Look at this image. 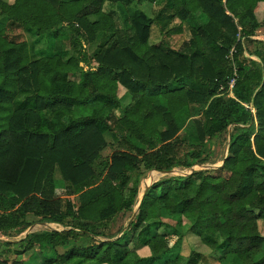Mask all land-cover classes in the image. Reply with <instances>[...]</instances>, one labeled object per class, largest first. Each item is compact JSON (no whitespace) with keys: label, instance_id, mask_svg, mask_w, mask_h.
<instances>
[{"label":"trees","instance_id":"16d2710c","mask_svg":"<svg viewBox=\"0 0 264 264\" xmlns=\"http://www.w3.org/2000/svg\"><path fill=\"white\" fill-rule=\"evenodd\" d=\"M135 2L0 0L7 20L0 28V114L9 110L0 127V233L20 235L43 223L65 228L0 240V264H24L18 258L31 251L45 264L215 260L194 251L169 259L172 238L189 235L228 264H264V40H254L264 29L255 17L264 0H175L161 31L180 35L188 24L191 39L179 50L165 40L151 44L157 19L130 14ZM202 16L207 22L199 25ZM175 17L182 24L167 30ZM63 27L77 48L68 58L52 50L32 60L16 34L32 30L55 45ZM99 32L113 40L89 59L81 34L92 44ZM244 42L257 44L249 56ZM87 62L95 67L86 70ZM119 84L131 98L125 108ZM194 108L202 111L198 121ZM110 131L122 150L99 179L93 164L110 145L107 134L115 137ZM228 134L221 167L154 183L128 229L106 240L115 218L136 207L140 165L166 173L210 164L215 140ZM57 171L78 207L58 196ZM142 247L149 257L137 253Z\"/></svg>","mask_w":264,"mask_h":264},{"label":"rangeland","instance_id":"374dc122","mask_svg":"<svg viewBox=\"0 0 264 264\" xmlns=\"http://www.w3.org/2000/svg\"><path fill=\"white\" fill-rule=\"evenodd\" d=\"M175 0H158L156 2H150L148 0H136V3L132 4L129 7V10L127 8V11L131 14L132 12L139 10L144 11L146 14H148L150 17L157 19L155 23L152 26V34H151V44H158L162 40H165L169 42V45L175 49L179 50L184 42H187L191 39V33L188 27L187 23H183V33L180 35H174L172 37H168L167 34L163 33L161 31L164 24L168 21V18H170L172 15H175L176 8L174 6ZM112 9L109 5L106 6V10ZM201 16V11L198 12L197 17ZM255 17L258 22H262L264 20V13L263 12H256ZM197 22L199 25H204L207 22V19L205 16H202L200 19L197 18ZM182 24L179 17L173 18V20L168 24L167 30L178 27ZM7 25V20L5 18H0V28H4ZM61 35H64L65 37L57 41L55 45H53V42L49 39L47 35L44 36H36V34L32 30H28V32L23 31H17L16 34L21 35L22 41H27L29 43V49L32 53V60H36L41 54L49 53L50 51L57 50L60 52V55L63 56V58H68L71 55H73L77 48H75L71 43V31L63 27L60 31ZM101 33V32H100ZM40 40V43H36V41ZM81 43L83 45L84 51L87 53L88 58L92 59L99 50L102 48L104 49L105 45L107 44L108 37L105 33H101L98 35V38L95 43H88L86 35L84 33L81 34ZM254 40L256 41H262L264 40V29H259L256 32V36L254 37ZM245 46L248 50L247 55L249 56L250 53L254 52L256 49V45L253 43L244 42ZM59 47L61 49H59ZM53 48V49H52ZM86 70L90 68H94L92 63L87 62L85 65ZM118 96L120 97L119 101H121L123 107H127L128 104L131 101V98L128 94V91L126 88H124L122 85L119 84L118 88ZM9 113V110L4 109V111L0 114V127L4 125V118ZM201 109L194 108L193 116L196 117V120L198 121L201 119ZM72 117L64 118L62 123L69 124L72 121ZM195 128V127H194ZM187 131H190V126H188ZM112 134L115 131H110ZM233 132V127L229 128V134ZM115 137H110V135L107 134V141L109 142V147L106 148L100 158L93 164V168L98 176L99 179H102L107 171V167L110 164V158L112 154L116 151L122 150L118 146V132H115ZM228 135H225L221 137L218 140H215V146H214V152H213V158L212 163L206 164L204 166L200 167H194L193 169H173L171 173L165 174L160 172H149L144 169L143 165H140V171L144 173V176L141 180V186H140V193L139 197L136 200V207L133 210V212L125 213L118 215V217L115 218L113 221L110 229L105 232L107 235L106 240H111L110 238H119L122 236L123 232L128 229L130 222H132L135 218V216L138 214V204L140 200L142 199L143 193L145 189L148 186L153 185L154 183L164 180L171 177H178V176H187L190 175L193 171H200V170H214L223 164V160L228 155V147L230 144V137ZM208 166V167H206ZM56 182H57V189H58V196L63 199H71L73 203L78 207L80 204L78 197H68L67 195V187L64 183L62 176L59 171L56 172L55 176ZM160 194V192H157ZM259 231L260 234L264 237V220H260L258 222ZM33 229V232H44V231H52V230H65L62 226H56L53 224L43 223V224H37L31 227ZM28 233V230L24 232L23 234H18V232H12L9 234H3L0 233V240L1 241H12L17 242L23 239L26 234ZM171 249L170 253L168 255L169 259H174L177 256H189L192 251L196 253H200L204 256H215V260L208 262V264H228L229 259H222L221 256H218V253H213V251L208 248L207 246L203 245L200 241V239L194 235H189L187 237H174L171 240ZM59 253H63L64 250L58 249ZM137 253L144 258H147L150 256V250L146 247H142L139 250H137ZM18 260L23 261L24 264H45L44 260L41 258V256L38 255L36 251H31L23 256L19 257ZM202 264H207L203 262Z\"/></svg>","mask_w":264,"mask_h":264},{"label":"crops","instance_id":"0c3cea01","mask_svg":"<svg viewBox=\"0 0 264 264\" xmlns=\"http://www.w3.org/2000/svg\"><path fill=\"white\" fill-rule=\"evenodd\" d=\"M9 2H10V3H13L14 0H9ZM135 3H136V2H135ZM128 10H129V7H128ZM24 32H25V31H24ZM101 33H103V32H101ZM101 33L99 32V33L97 34V38H98V35L101 34ZM60 34H61V33H60ZM105 34H106V36L108 37L107 44L110 43V42H112V40H113V39H112V35H111L110 33H105ZM96 40H97V39H96ZM27 42H28V40H27ZM40 42H41V41H39V42L36 41V43H40ZM95 42H96V41H95ZM28 44H29V43H28ZM152 45H154V44H152ZM29 50H30V49H29ZM54 51L56 52V50H54ZM30 55H31V59H33V58H32V53H31V51H30ZM38 58H39V57H38ZM38 58H37V59H38ZM83 65H84V64H83ZM118 91H119V90H118ZM117 95H118V92H117ZM119 98H120V97L118 96V99H119ZM119 100H120V99H119ZM120 103H121V101H120ZM121 106H122V108H124L123 105H122V103H121ZM111 113H112V112H111ZM113 114L117 116V115L119 114V111H117V112H113ZM110 137H112V136H110ZM151 173H152V172H151Z\"/></svg>","mask_w":264,"mask_h":264},{"label":"water","instance_id":"95a60500","mask_svg":"<svg viewBox=\"0 0 264 264\" xmlns=\"http://www.w3.org/2000/svg\"><path fill=\"white\" fill-rule=\"evenodd\" d=\"M221 166H222V165H221ZM206 167H208V166H206ZM192 169L194 170V168H192ZM168 173H171V172H166L165 174H168ZM190 174H191V173H190ZM151 186H152V185H151ZM151 186H148V187L145 189V191H144V193H143V196H142V199L140 200V202H139V204H138V209H139L140 206H141V203H142V200H143L145 194L147 193V191L149 190V188H150ZM30 233H33V229H32V228H29V229H28V233L26 234V236H27L28 234H30Z\"/></svg>","mask_w":264,"mask_h":264},{"label":"built area","instance_id":"2783aa9c","mask_svg":"<svg viewBox=\"0 0 264 264\" xmlns=\"http://www.w3.org/2000/svg\"><path fill=\"white\" fill-rule=\"evenodd\" d=\"M235 81H236V79H233V80L230 82V89L233 88V86H234V84H235Z\"/></svg>","mask_w":264,"mask_h":264}]
</instances>
